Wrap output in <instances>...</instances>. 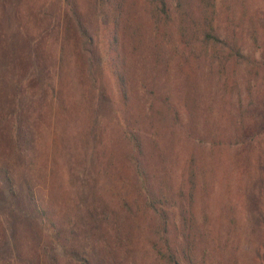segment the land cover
<instances>
[{"label":"rangeland","instance_id":"374dc122","mask_svg":"<svg viewBox=\"0 0 264 264\" xmlns=\"http://www.w3.org/2000/svg\"><path fill=\"white\" fill-rule=\"evenodd\" d=\"M75 1L94 41L91 60L64 0H0V264H168L159 217L126 161L121 113L143 134L152 185L182 196L190 166L202 176L191 264H264V76L253 106L238 75L222 88L194 56L181 70L157 38L143 48L131 42L123 103L99 62L104 7ZM248 2L262 29L255 58L264 62V0ZM196 83L200 92L190 89ZM186 95L196 118L187 119Z\"/></svg>","mask_w":264,"mask_h":264},{"label":"trees","instance_id":"16d2710c","mask_svg":"<svg viewBox=\"0 0 264 264\" xmlns=\"http://www.w3.org/2000/svg\"><path fill=\"white\" fill-rule=\"evenodd\" d=\"M99 1L105 10L104 14H101L100 29L103 34L99 41L102 52L99 62L114 78L123 103L127 99L126 82H128L124 70L126 65L124 47L131 46V42L142 48L143 43L147 46L150 43L153 46L154 39L157 38L159 50L169 46L167 57L169 58L172 49V55L175 56L172 64L177 65L181 70L184 66L188 69L191 65L195 66V61H192L194 56L197 61L205 63L206 75L218 78L222 88L229 87L231 82L235 85L238 75L246 85L250 105H256L259 96L258 80L264 76V62L255 58L256 50L262 43V29L248 0ZM64 3L77 34L86 47L87 59L91 60L94 41L88 25L81 19V7L75 0H64ZM243 26H245L244 31ZM247 39L251 52L244 54L243 49ZM199 50V56L194 55V51ZM132 52L135 53L137 50L132 49ZM169 61L170 59L166 62L167 65ZM194 85L190 89L195 92L202 90L197 83ZM221 95L223 99L230 96L228 93ZM195 106L196 99L186 95L182 107L187 119L196 118ZM149 109L152 112V106H149ZM60 115L65 117L63 112ZM122 116L121 113V132L131 149L126 161L132 166L134 184L145 195L144 206L159 217L158 227L163 233L162 245L165 247V253L162 255L167 258L168 264H181L182 261L191 264L189 239L197 230L193 225L191 209L199 195L202 176L190 166L184 179L186 193L182 196L180 194L171 196L167 189L152 185L153 178L150 176L149 165L144 157L143 134L140 135L141 131L138 128L128 130ZM152 117L154 116H149L147 120ZM179 123L180 117L177 126ZM52 127L55 129L54 120ZM36 211L44 221H47L46 226L49 231L54 233L56 226L46 217L43 208L37 207ZM171 239H178L180 245L173 243L172 246L169 245L170 248L168 241ZM156 251L160 252V250Z\"/></svg>","mask_w":264,"mask_h":264}]
</instances>
